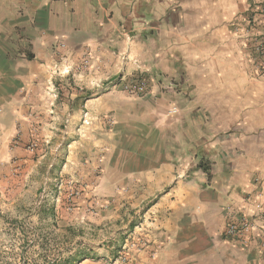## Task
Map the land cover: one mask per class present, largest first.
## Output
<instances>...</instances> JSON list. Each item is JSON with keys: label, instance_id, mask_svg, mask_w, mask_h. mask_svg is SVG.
Listing matches in <instances>:
<instances>
[{"label": "crops", "instance_id": "0c3cea01", "mask_svg": "<svg viewBox=\"0 0 264 264\" xmlns=\"http://www.w3.org/2000/svg\"><path fill=\"white\" fill-rule=\"evenodd\" d=\"M263 13L264 0H0V243L22 230L44 175L45 131L33 155L28 124L16 121L53 119L67 102L87 126L112 114L132 134L118 169L154 192L148 264H264V74L249 51ZM142 71L162 74L175 115L153 97L125 111L116 84L79 96L92 78ZM242 218L258 224L223 238Z\"/></svg>", "mask_w": 264, "mask_h": 264}, {"label": "rangeland", "instance_id": "374dc122", "mask_svg": "<svg viewBox=\"0 0 264 264\" xmlns=\"http://www.w3.org/2000/svg\"><path fill=\"white\" fill-rule=\"evenodd\" d=\"M249 38L252 65L258 67L260 59L253 42L255 38L264 39V31ZM60 72L64 75L66 70ZM125 78H92L89 90L79 87V96L99 97L116 84L113 89L117 95L130 97V103L122 104L125 111L136 110L132 101L143 98L142 102H148L153 97L158 102L152 105L160 107L162 116L176 114L168 113L173 104L165 95L169 89L164 86L162 74L154 77L142 71ZM62 93L67 95L65 89L59 90L60 96ZM71 106L67 102L61 105L60 115L53 119L28 117L16 121L17 129L21 122L28 124L30 137L24 145L28 152L34 155L41 143L47 147L42 163L44 175L24 208L27 215L18 219L22 230L9 232L0 243V264H148L145 215L154 192L148 182L121 177L118 169L132 134L123 136L115 130L117 119L112 114L87 126L83 113L74 115ZM77 106L81 107V103ZM43 132L46 136L40 143L38 134ZM18 135L16 130L12 140ZM30 144H34L33 150L27 148ZM43 186L47 196L29 216L31 203ZM141 252L146 258L138 261L137 254Z\"/></svg>", "mask_w": 264, "mask_h": 264}, {"label": "built area", "instance_id": "2783aa9c", "mask_svg": "<svg viewBox=\"0 0 264 264\" xmlns=\"http://www.w3.org/2000/svg\"><path fill=\"white\" fill-rule=\"evenodd\" d=\"M263 18H264V15H263ZM247 24L249 26L248 30H251L254 27L253 22H252V17H248ZM253 47H254V51L257 53L260 59V65L257 67L258 72H260L261 74H264V39L255 38L253 42ZM177 111H178L177 106L175 105L171 106L168 109L169 114H175L177 113ZM27 148L29 150H33L34 144L28 145ZM46 196H47L46 188L45 186H43L41 187L40 191L38 192V194L36 195V197L31 203V207L28 213L29 216H31L37 211V209L43 203ZM263 222H264V215H263ZM256 224L258 223H256L253 219H249V218H242L238 221H231L226 225L223 231V238H229V237H235V236L242 237L246 233H249Z\"/></svg>", "mask_w": 264, "mask_h": 264}, {"label": "trees", "instance_id": "16d2710c", "mask_svg": "<svg viewBox=\"0 0 264 264\" xmlns=\"http://www.w3.org/2000/svg\"><path fill=\"white\" fill-rule=\"evenodd\" d=\"M198 168L202 169L203 171H207V167L205 166V164L202 163V161H200L197 164Z\"/></svg>", "mask_w": 264, "mask_h": 264}]
</instances>
